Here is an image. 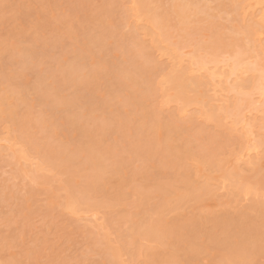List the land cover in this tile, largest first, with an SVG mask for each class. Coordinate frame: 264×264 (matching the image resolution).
<instances>
[{"label": "rangeland", "instance_id": "obj_1", "mask_svg": "<svg viewBox=\"0 0 264 264\" xmlns=\"http://www.w3.org/2000/svg\"><path fill=\"white\" fill-rule=\"evenodd\" d=\"M106 1L107 0H0V97L3 95L1 93V90H2V92L4 91L3 92L4 94L7 93L4 90V85L5 84L7 85V83H8L9 86L11 85V87H9V86L7 87L5 85V88L10 89V92H8V93H13V92L18 93L19 92L18 95L15 93V95H17L16 96L17 99L15 101V99L13 98L14 102H15L14 104L16 106H18L19 103L21 105L24 103L26 104V102L28 103L27 107H29V109H28L29 112H28V110H27V112L29 114L26 111H21V113L23 112V114H22V116L21 115L20 116L23 119H25L24 116L26 115V116H28V119L29 118H32V119L36 118L35 121H37V118H38V121H41V122H39V126L37 124L38 121L36 123L32 122V125L34 123L35 124L33 126H31L30 125L31 120H30V123L27 124V125H29V127L27 126L28 129L30 127H33V129H34L37 126H38V129L39 128L44 129L47 126L51 127V128H48V130L46 128L47 131H49L50 129H52L51 131H53V129L55 130V128H53V127H56V130L59 129L57 131L56 130L53 131L54 133L51 131H50V133L49 132L47 133V131L44 129V131H46V133L49 134L47 137L45 136L47 134H45V132L41 129H39L41 131L36 132L37 129L35 128L36 131L33 130L34 131L33 134L31 133L32 130L29 129L27 131V133H31V134H28V137H26V138L24 137V139H23L22 137H19L22 130H21V128L17 127V125H16V123H18V121H16L14 124L10 123L13 121L11 119H8L9 114L7 115L4 112L5 114L2 113V115L0 113V137L9 138L10 144H12V143L15 144V146H12L13 147L12 149L15 150V153H16V151L18 152V150H20L21 152L24 151L23 153H24L25 157L29 158V159L31 158L33 161L31 159L30 160L28 159V160L32 163L37 162V164L38 163L40 164V162L45 163L44 162L45 160H47L46 162H49L48 159H45L46 158L45 155H43L45 153V151L42 154V151L44 150L43 146L45 147L46 142H47V144H49L51 142L50 144L52 145V147L54 149L56 148V146H59L60 144H62V146L65 147L67 150H68V148H69V150L70 149L73 150L74 147L76 149L80 148L81 145L79 143H81V139L79 137L76 138L77 142H78V139L80 141V142H78V144H77L76 140H75L76 143L73 141H72L73 143H71L68 140L69 139L68 134H69V132L71 134L72 131L66 129L67 127L64 126L63 125L64 122H62L63 119L57 120V122H56V120H53V118L54 119H59V118L61 119V117L64 116V113L62 111H61V114H63V116L59 113L58 108H60L59 107L60 105L56 106V108H57L56 113H52L51 115H50L51 111H49L50 113H48V111H47V109H49L48 107L43 106L44 108L46 107L47 109H44L42 107L41 103H44V105H45V102L47 103V102L53 101L54 99L59 97L58 94H60V96H63V95L66 96L67 99H66V97H59V98L66 100L69 103L74 100L75 104L71 103L72 104L71 106H75L74 111H73L74 113L78 114V112H81L80 113L81 115L78 114L79 118H80L79 121H81V129L84 128L83 130H85V127H82V126H84V125H82V122L84 124H86V121H87V125H86L87 127L86 128L88 130H91L92 127H94L93 129H95V127H97L96 130H98V131L100 130L99 131L100 133H99L98 131L92 129L91 130L92 133L90 132L91 135L89 133L90 138L87 137V139H89L90 141H93V144L97 143L96 146L98 145L97 147H99L100 150H104L105 148L110 149V151H111V149L117 150V152H113L114 154H116L115 157L109 158L110 156H114L112 153V155H109V156H107V158H105V162H107L106 164L107 165L110 164V167L113 170V171L111 170V172H114V168L116 170H118L120 167V169L118 170L119 174L117 172V176H115L114 173H113L114 175H112L111 172L108 170L109 169V166H108V169H106L104 171V173H102L103 174L102 178L105 180V184H104V182L99 181L101 178L99 180L96 178L95 179L93 178V180H94V181L92 180L93 182L89 180L91 182V184L86 179V181L89 183L90 188L92 186H96V187L99 186V187H97V190L98 189L101 190L102 188H104V190L106 191V189H107V193H106L107 195L105 193H104L105 195L101 193L102 191H104L103 189L101 192H98L95 189H93V191L95 190L97 193L94 191L93 194H90L92 191H90V193H87L84 190V188L87 187L88 185L85 186L86 185V184L84 185V183H86L85 179L81 178L82 175L89 177L87 174H89L90 170H89V172H88V170L85 171L86 169L85 170L82 169L84 171H80V170H78L79 168L77 169L74 167L75 165L78 167L77 164L73 165L70 162L72 165L69 163L70 165L68 164V167L65 170L66 173L68 172V175H70V177L68 175H65L64 173H61V175L56 174V173L50 171V166H49V170H48V167L46 166L47 170L42 171L39 174L36 172L37 178H33L32 172H30V174L32 173L31 176L29 173H28L29 176L28 175L26 176L27 173L25 172L26 173L25 174L24 172H22L23 168L25 167L24 165L26 164L23 159H21V158L18 159L17 157H15L12 149H11V151H12V153H11V151L9 152V150L4 152L1 150L2 148H0V264H8V263H15V262H20L21 264H149V263H152L153 261L155 262V263L153 262V264H223V263L224 264H233V263H230V261L229 262L226 261V260H228V259H226L227 255L226 256H224V255L228 254V252H227L228 250L227 249L225 250V246L223 247V245H220L218 243L219 247H220V248H218V244L217 245L213 244L215 242H213V243L210 242L211 245H209L210 243L208 242V240H206V237L203 238L201 236L203 234L208 233L207 230L209 231V229H210L208 226L211 224L210 227L213 228L212 233H215V234H212L211 232H209V235L211 233V235H215V237H217L218 239H221V240L224 239L225 237H222V238L219 237L221 235L218 232H219L221 227L220 228L218 227L219 228V230L217 232L218 236L216 235L217 230H214V227H213V226H217L220 223L218 226H220L221 224L222 225L224 224V226H222V229L224 227L225 228L228 227L231 230V227H232L233 231L235 230V233L232 230L230 231L233 233L232 234L233 235L232 241L233 240H235V242L238 241L237 239L240 238V236H241L240 234H242L243 231H250L251 228H252V230L255 228V229H257L258 232H261L263 234L262 239H264V219L260 218L261 215L264 213V154L262 155L263 158H262L261 164L258 166V168H255L257 170V172L255 171V169H253L254 172H256V175L254 174L253 170H249L248 168L246 170H244L245 169L244 167L242 168V170L240 172L241 176L239 174V176L242 179H248V177L251 179V177H252V181H251V184H249V186L252 188L251 191H253L252 196L256 195L255 197H253L254 200H252L251 195L250 196L247 195L245 197L243 192L232 197L233 193H236V192L231 191V190H233L232 189L233 185H231L232 184L231 182H229L228 180L225 181L224 179H222L223 178L222 175L220 177L221 173L215 171V169H210L208 166L201 165L197 161L195 162L193 160L185 159V157L183 156V154H184L183 149H181V146H182L181 142H184L183 139L190 137L189 135H192L193 139H191L192 137H190L187 140L189 141V139H191V142L189 141L190 143H192V141L194 143H199L197 149H199V147L201 148V147L205 146L204 152H207V153L210 152V154H212L213 156L219 152L218 158L220 160H222L223 163L228 162V164H230V163L234 164L233 159H234V155H236L234 153L238 152V150L240 149L239 148L240 143L237 144V142L240 138L238 137L239 135L235 136V135H230V133H229L230 130H232V128L229 126V125H231L230 122L232 120L231 119L230 120L229 119H221L222 123L219 122L220 125H219V123H217L220 119H218L217 121H214L220 127H221V124H223L222 128H220V127L218 128V126H216V124L214 122L213 123L215 125H213L212 122L210 123L206 120H203V121L199 120L200 122L197 121L198 126H196V127L201 126L202 131H200L201 129L199 130V128H196L194 126L196 120L195 121L192 120L194 123L190 120V118L192 116L191 114L193 113V115H195L194 112H192V109L194 111V109L197 108L196 105L194 106L193 104H191V102L195 101V99L197 100L200 97L199 94H196L198 92L200 93V91L199 90H193L195 88L194 85H190L189 82L187 83L188 86H190V87L188 88L186 86L187 91L185 88V95H183V98L185 101L186 100L190 101L189 103L191 104V106L188 108L187 115L185 114L182 116L178 112V109L180 107V105H179L180 102H173V101H171V102L169 101L168 103H166V102L162 103L161 102L162 99L164 98V97L161 98V96H160V95H162L161 94L162 91L165 92L166 89L169 90L168 86L171 87V85L170 84L169 85L164 84V85H162L161 88H159V89H157V88H158V86H160L159 82L162 79L161 74L165 73L163 71L165 69L164 67L170 66L171 65L170 61L172 59H174V58H171L172 57L171 49L172 48L174 49L175 45H176L174 43L181 42L179 44L180 45L183 44L182 45L183 48H181L180 51L178 50L179 44H178V47L175 49H177L178 53L180 52L181 55L184 54L181 56L184 58V65L183 66L187 67L189 64L188 63L189 59H191L190 57L193 58L195 55L197 57H199L200 55L201 56L204 55L203 57L206 56L202 50H200V52L197 50L199 48V44H200V41L199 40L197 41V36H198V39H200V35H199L200 29H201L200 30L201 33L204 32L203 35L201 34V36H203L201 38L202 40L200 39L201 40L200 46H202L203 42L207 43V41H206L207 37L211 34V32L206 29V27L209 26L208 25L209 23H210V25H212V23H213V25L218 23L219 25H217V24L216 25L219 26L220 29H219V27H216V25H215V28H216V30L219 29L220 30L219 33L223 34V35H230L231 31L233 32V30L241 28V26H243L242 25L243 23H245V24L248 23V22H246V19L244 17L240 16L241 14L239 16L237 15L239 17L238 18L236 16V11L232 12L231 11L232 9L229 8V6L230 7H232L233 5L235 6V4H237L241 0H237L236 1L237 3H233L232 5H229V4H231L230 2L232 0H230V2H229V0H198L200 2L202 1L201 3L204 2V5L207 6L208 9L210 7H212L210 9H211V11L214 9L212 11V13L217 17V19L215 18V16L212 17V14H210L211 13L210 9L208 10L207 8H205V6L203 9V6H201V10L199 13H201L202 11L207 13V11H208L210 14L209 15L207 13L209 15V18L204 19L207 17H205V13H203V12L200 14V16L193 17L194 20H195V18L196 19L203 18L201 20H204V21L201 22V20H199L201 22L200 23V22H198V20H195L197 23H193L194 27L192 25H189L191 28H189L190 31L188 30V33L191 32L192 34H190V33H189V35L187 34L190 37V39L189 40L186 39L187 40V43L185 44L186 47L184 46V43H182V42L186 41L182 37L183 35H185V33L179 29L178 24H177L178 19H176V17H174L176 15L173 14V12L175 11V9H173L174 0H173V2L172 1L170 2V0H161L160 2H161V4L163 2V5L162 6L160 5L161 8L156 10L157 12L159 11L158 13H160V12L164 13V11L166 13L167 12L170 13V11H168V10H171V11L174 10L173 12L170 13L171 16H170V20L168 22V28H169V25L172 28H169L170 32H167V34L168 33H169V35L171 34L170 42L172 44H174V45L171 44L172 47L170 46V43H168L169 41L168 42L166 41V39H165L166 37L158 38L155 35L154 37L151 38V36L149 34V29H147L148 25L144 19L141 18L142 21L139 22L137 26L135 25V23L133 21L134 18L133 17L129 18V16H128L129 13H130L129 15H131L132 6L133 7L135 6L134 4H132L131 0H116V1L110 0L111 2H114V3H110L109 0L107 1L108 3H106ZM135 1L137 2V0H135ZM154 1L155 2L157 1V3L159 2L158 0H154ZM201 3H200V5H201ZM171 4H172V6H171ZM220 4L222 6L225 5V6H223V9H222V6ZM154 5H158V4H154ZM154 5L152 4V6L155 9H157V7L159 6V5L158 6H154ZM169 6H171V9H169ZM150 7H151V5H150ZM106 9L109 10L108 12L110 13V15L113 12L111 16L109 15L110 17H108V13L106 12L107 11ZM129 9H130V11L128 13ZM238 10H237V12H240V10L239 11ZM110 11H112V12H110ZM124 11H127L126 13H128V14L125 15L123 13ZM198 14H195V15H198ZM123 15H125V16L123 17ZM126 16H128V18ZM210 16L213 19L215 18L217 22L216 23L212 22L215 19L214 20L211 19ZM240 17L242 18V21H244V22L241 21L242 22L241 26H240L241 22H239L241 20ZM122 18H123V20H122ZM236 18H237V20L239 19V21H238L239 27L237 25L238 22L236 21ZM127 20H128V22H127ZM208 20H211V22L207 23ZM247 21H248V19H247ZM194 24L196 25V28H195ZM145 26H146V28H145ZM197 27H198V29H197ZM210 27H208V29H210ZM175 28H176V30H175ZM192 28H193V30H195V31L197 30V31L194 33L191 30ZM213 28H214V26H212L211 29H213ZM145 29H147L148 31H146ZM179 30H180V32H178ZM216 30H214V31L212 30V32L215 33ZM143 31H145V35L146 34H148V35H146V36L144 35V37H141V36H143L142 35ZM108 32H110L111 34ZM137 33L141 37V38L139 37V39H143L144 42L141 43L142 40H140V42H138L140 44H138L137 42H134V43H136V45H134V46L136 47L138 44V46L141 49V53H140V50L138 49L139 47L137 48V51H136V49H135V47H133V43H132L133 42L132 39H135V41H136V39H137L136 36H138ZM193 33L195 34V36ZM219 33L217 32L216 35ZM187 35L184 37L187 38L188 37ZM190 35L191 36L193 35L194 37L193 36L191 37ZM214 35L215 34L211 35V37H214ZM180 36L182 37V39L184 41L180 38ZM90 37H92V38L94 37L93 38L94 40L92 39L91 41H94L95 43L88 42ZM209 37H208V41H210ZM84 39L87 40L86 42H88V44L85 42ZM152 39H154L157 42L153 41ZM168 40H169V38H168ZM152 41L154 42L153 43L154 45H155V43L157 44L156 45V46H158L157 48H156V46L152 47ZM158 41L160 43H158ZM85 43H86V45H85ZM91 43L93 46H91ZM143 43H145L146 46L143 45L141 47V45ZM204 43H203V46L210 44L209 43V44L204 45ZM96 44H100L102 46L101 51L104 52V50L106 49L105 53L108 51V56H106L107 53L104 56V54L101 51L98 54L99 48L96 46ZM238 44H239V46H242L244 48L248 45V40L247 39H243V40L240 39L238 41ZM75 45H77V46H75ZM89 45H90V48L87 47ZM94 45H95V47H97V50H96V48H94ZM105 45H106V48L103 49V46H105ZM166 45L169 48L165 49V47H167ZM196 45H197V49H195ZM163 47L165 50L161 49ZM242 47H240V48H242ZM76 48H81L83 50L85 49V51L88 49L91 50L93 48L92 49L93 51L91 50V53L93 52L92 54H94V56H92V57L89 56V58L86 57L87 60H85L86 61L85 65L87 63V65H86V66H88L87 68H90L92 71L89 74L88 72L90 70H84V72H82V76H81V80L84 83L86 82L85 83L86 89L84 90L85 87H82L81 85H79V86L78 85H75V86L70 85L69 86L66 84L60 85L61 83H58L52 87V85H54L55 82H57L56 80H55V82H52V83H50V81H46L44 87H42V88L38 87L39 85L37 82L40 81V79H42V77L44 79L45 74H48L52 71H55V69H56V72L54 73V75L57 78L61 77L62 73H61V71H58L60 69V67L64 66L68 62V60L69 61L72 60V56L75 55L77 52H78V54H83V53H81L83 50H81V49L76 50ZM142 48H144V49H142ZM158 48L160 50H164V52L163 51L159 52ZM134 49H135V52H134ZM74 50H75V52L77 51L75 54H74ZM194 50L195 51L197 50L196 51L197 54H194V52H195ZM70 51H72L73 53ZM129 51H131V54ZM143 51L145 53L150 54L151 56L144 54ZM14 52H15V54H14ZM66 52H68L69 54L71 53L70 55L67 53L66 54L67 56H71L73 54L71 56V59H70V57H68L69 59L66 58V55H64ZM125 52H127V53L129 52L128 53L129 57L127 56V53H125ZM123 53L126 54L127 57L124 56ZM136 53H139V54H136ZM189 53H193V56H192V54H189ZM246 54H248V53H246ZM98 55H100L103 58H101V57L96 58ZM10 56H11V58H10ZM230 56H231L230 53H225V55H222V58L224 57L225 59L228 60L229 59L228 57H230ZM107 57H109V58H107ZM14 58L15 59L18 58V59L15 60ZM125 58H127L128 60H129V58H130V60L132 59V64H131V61H128L127 59L125 60ZM153 58H155V59L153 60ZM256 58H257L256 62H259V61L261 62V58H260V60H258L259 59L258 57H256ZM29 59H31L30 60L31 62L27 61ZM12 60L14 62H12ZM229 60H228V63L231 62V61L229 62ZM253 60L251 59V61H253ZM16 61H18V62L20 61V63H22L23 61L24 62L26 61L25 63H28V66L27 67L24 66L25 67L24 68L23 63L21 64L22 66H20V63L18 64ZM108 61H110L111 63H108ZM124 61H126L125 63L127 66L125 65V63H123V64L127 67V69H129L131 67V65L134 64L133 62H135V67H133L134 66L133 65L132 66L133 68L131 67L129 69V71L132 72L131 77L133 78V80H135L137 83L138 82H140V84L142 83L143 87L144 86H147V87L152 86L153 88L156 87L157 90L155 89V96L153 99L147 98V100L145 101L146 98L144 97V95L140 94L139 91L138 92L133 91L134 89L137 90V88L129 85L130 83H127L128 84L127 86H124V85H126V83H124L122 85L123 87H121V85L117 86L118 83H117V85H115L116 83H113L116 87H118V89H117L114 86L115 92H113L114 87L111 84H112V81L114 82L115 79H113L112 76H111L112 79L109 78L110 76L107 77V73H106V72H108L107 69L115 68L116 66L117 67H119V66L123 67V64L121 62H124ZM173 61H171V62L176 65L177 60L176 61L173 60ZM248 61H250V60H248ZM127 62H128V64H127ZM99 63H100V65H99ZM113 63H114V65H113ZM32 64H34L35 66H33ZM95 64L97 66H95ZM121 64H122V66H121ZM129 64H130V67L128 68ZM98 65H99L101 70L98 69L99 68ZM108 65L110 66V68H108L109 67ZM112 65H113V67H112ZM261 65L263 67L259 66L260 69L264 68V65L263 64H261ZM92 66H95V67H92ZM161 66L162 67L164 66V67L162 68ZM95 69L99 72V74L101 73V75L102 76L104 75L107 79L104 77H101V75L98 76L99 77L98 78L97 75H99V74H97L98 72L96 73L97 75L94 73ZM161 69H162V72H158V71H161ZM139 70H141L143 73H145L146 71H149V72L145 73V75L147 74V76L145 77L146 80L143 78L144 74ZM262 70H264V69H262ZM155 71H157V72H155ZM92 72L95 75H93ZM137 72L139 73V75L141 74V76H139L137 74ZM150 72H153L152 74H154V73H157V74H154V76H153V75H150ZM14 73H16V74H14ZM148 73H149V75H148ZM11 74H13V75H11ZM17 74L19 76H16ZM197 74H199V73H197ZM136 75H138V78H140V79L143 78V80L141 79L142 81H140V79H138ZM11 76H13L12 79H11ZM152 76L154 77V81L152 79ZM7 77H9L10 79ZM94 77L95 78L97 77L96 80L94 79ZM149 77H151V78H149ZM193 77L194 78L197 77L196 73H194V72L192 74H190V76L188 75L185 78V80L186 79H192ZM4 78H6V79L4 80ZM108 78H109V80H108ZM1 79L4 80L3 81L4 84L1 82L2 81ZM7 79L10 81V83H9V81H7ZM147 79H149L150 83L147 81ZM144 80H145V85H143ZM5 81H6V83H5ZM146 81H147V83H146ZM155 81L157 82L156 84H158V86L155 84ZM106 82H108V83H106ZM115 82H116V80H115ZM108 84H110L111 88L108 87L109 86ZM57 85H60V86L57 87ZM35 86L38 88L37 90H35V88H36ZM48 86L52 87L53 89H54V87H56V89L58 88V91H60V90L62 91V88L64 87L63 89L65 91H62V92L60 91L61 93H59L58 91L55 90V93H54L53 89H50V87H48ZM129 86H131V87H129ZM191 86L194 88H191ZM33 87H34V90L36 92L32 91ZM66 87H68V88H66ZM120 87L128 93L125 92V95H124V92H123V90L120 89ZM130 88H134L132 90L133 91L132 93L136 92L135 95L132 96V93H130L131 92ZM222 88H224V86H222ZM49 89H50V91L52 90L53 92L52 91L50 92ZM118 90L122 91V94H123L122 96H120V94L119 95L116 94V92H118ZM37 91L43 95L45 92H47V94H45V95L48 98L46 97L45 99H42L40 97V100H38L37 98H33L37 94H39ZM194 91H197V92H194ZM202 91H204V89H202ZM21 92H24L22 97L20 96ZM34 92L37 93V94H35V96H34ZM48 92H50L49 96H48ZM74 92H76V94ZM157 92H158V94H156ZM167 92H170V94H171L170 90ZM25 93H26L27 100H25V102H24V99H26ZM71 93L75 94V95H72ZM137 93H139L140 96L142 95L144 97L143 98L141 96V97H138L139 99L137 98L139 101L140 100L143 101L142 103H144V106H143V104H142V106L144 108L142 106H139L137 109V106L134 104V102H136V100H137L134 96H138ZM252 93H251L252 94L251 98L254 101L259 100V103L264 102V95L261 96L260 90H255ZM12 95L14 96V94H12ZM43 95H40V96H43ZM108 95H110V96H108ZM232 95H234V94H232V92L226 94V96L228 98H231ZM71 96L72 97L74 96V99H72V101H71V98L68 100V98ZM123 96H126V98L130 97L131 100H134V102H133L127 98L126 105H127V103H129V100H130V102L133 103L134 106H136V107L132 106L133 108L132 107L129 108V106L131 104V103H129V106L127 105L128 107L123 108V106H126L123 104V102L126 100L125 97H123ZM18 97H20V98H18ZM23 97H24V99L22 100L23 102L21 103L20 100ZM78 97H80V98H78ZM132 97H134L135 99ZM122 98H124V99H122ZM165 98H167V97H165ZM41 99L46 100V101L41 102ZM151 99L153 100V102ZM122 100H124V101H122ZM39 101L41 102L40 104H39ZM260 101H262V102H260ZM9 102L12 104L11 100ZM81 103H82V105H81ZM192 103H194V102H192ZM195 103H197V101ZM25 104H24V106H18V109L21 107V109L23 110L22 107H25L26 106ZM40 105H41V107H40ZM89 105H90V107H89ZM150 105H151V107L152 106L154 107V108L152 107L153 110L151 112H150L151 107H149ZM192 105H193V107H192ZM12 106H14V105L12 104ZM145 106L147 107L146 110H144ZM27 107H25V108H27ZM61 107H62V105H61ZM88 107H89V110H87ZM42 108H43V110H42ZM90 108L93 110V112L95 113L94 115H96L97 117L100 114L99 116L101 117V119L99 117V120H98L97 117H95L94 118L95 120H92L91 118H93V117L91 115H89V114H91V111H92ZM140 108L141 109L143 108V110H144L143 113L147 112L146 113L147 115H144L145 114L144 113V114H142V116L144 115L147 118V116H149L151 113H153V115L151 114L152 118L157 117L158 121L156 118H155V120L154 119H152V120H154L155 123L157 121L158 124L162 123L161 126L159 124V126L162 128L161 130L158 129L159 126L156 123L157 124L156 128L158 130L153 129L154 132L152 131L156 137L158 136V138L153 136V138L157 139V141H156V142H158L157 144H159V145H163V144L165 145L166 144L165 141H164L165 143H162V141H159L160 139L162 140V138H161L162 136H163L164 140H165V138H168V141H169V138H170L169 144L167 146L169 147V145H170L171 146L170 149L172 148L171 149L172 151L169 148H167L166 145H165V147L163 145L165 150H166V148L169 150V151L167 150V152L163 151L166 154V161L170 157H171V159H173L172 157H175L174 154L176 156H178V158L179 157L181 158L183 156V158L181 160L183 165L187 164L190 168L191 167H193V168L197 167L198 168L196 173H194L193 175L192 174L189 175V177H191L193 180H195V182L198 183L197 184L191 180L193 182L192 185L195 183L194 187H197V188L199 187L198 191L202 187L204 189L205 187H207L209 185L207 187V189L209 190V188H210L211 190L210 191L207 190V191L208 192L213 191L214 193H216L215 199H212V197L210 196L209 198L212 199V200H210L206 196L207 198L204 197L202 201H200L196 204L194 202H193V204L191 202H189L190 203L189 206L187 204L186 205L187 207L184 206V207H182V209L179 208L178 205L175 206V202H177L175 200H177L179 198L181 200V198H182L181 196H183V195L185 196V198H186V196L188 197V194H186L188 192L186 189V185H185V187L183 185L186 183L185 179L188 178V175H187V178H185L186 175H184L183 173L178 174L177 171L174 170V168H167L171 171V173L176 172L178 175H180V177H178V175L175 176L176 174L175 175L173 174L175 176V178H172L171 176H173V175L171 173H169L170 172L169 170H168L169 172H167L168 173L167 174L165 172L166 168H164L163 165H162V167L164 169H162L160 167L161 162L157 164V162H159V160H162V162H163L165 160V158L161 156L164 159L163 160L161 157L160 158H159V156L157 157L156 153H155L156 155H153L154 153L151 155L149 154L150 156L148 155V156H146L147 159H144L145 156H143L142 153L144 152L145 149L143 150V148L141 147L142 153H140L139 147L142 144H144V143L141 144V140H142L141 134L144 131H146L148 134V131L145 130V126L147 123H149V121L144 119L147 123L143 124L145 126H143L141 124L142 122L144 123V121H143V117L140 115L142 113ZM61 109L63 110L64 108H61ZM96 109H98V110H96ZM118 109L120 111H117ZM40 110H42V111H40ZM57 110H58V112H57ZM154 110H156V112ZM43 111H46V112H44L45 115L42 114ZM157 111H158V113H157ZM87 112L88 113L90 112V113L88 114ZM123 112H125L126 114ZM86 113L91 117L86 115ZM121 113L123 115L125 114V116H123ZM137 113L139 114L138 115L139 117L137 116ZM101 114H102V116H101ZM158 114H159V116H158ZM41 115H42V117H41ZM82 115L87 116V117H84V119H83L84 121L81 119L83 117H80ZM92 115H93V113H92ZM151 115L149 117H151ZM49 116L51 117V119L49 118ZM140 117H141V119H139ZM193 117L194 116H192V118ZM22 118H21V122H22ZM121 118H123V119H121ZM17 119L19 120V117ZM48 119H50L52 121V123L55 121V123H53V126H52V123H50L51 124L50 125L49 121H46ZM137 119L140 120L141 123ZM149 119L150 118H148V120ZM6 120L7 121L9 120V122H7ZM179 120H180V122H179ZM23 121L25 124V125L24 124L23 125L26 126V121H28V120H26V121L23 120ZM93 121H94L95 126L90 125V124H92ZM190 121L192 122L193 126L195 127V128L192 127V129H190L193 131L192 134H189L190 133V132H188L189 129L186 130V128H185V127L188 128V127L192 126V125L189 126ZM183 122H185V124H183ZM197 122H196V124H197ZM103 123H104V125H103ZM166 123H168V124H166ZM256 123L261 124L262 119L261 120L258 119ZM59 124L61 127L62 126L64 128L66 127L64 129V130H66V132H64V130L62 132H60L61 127L59 126ZM109 124H111V125H109ZM163 124H165V125L163 126ZM105 125L106 126L108 125L107 126L108 129L107 128L104 129L106 127ZM141 125L144 128H141ZM88 126H90L91 129H89L90 127H88ZM100 126H101V128H100ZM123 126H124V129H123ZM130 126H131V128L133 127L134 129L129 128ZM147 126H146V129H148ZM165 126L169 129V131ZM14 127L18 128V129L15 130ZM63 127H62V129H63ZM164 127L166 129L165 132L167 131V135L170 137H168L166 135V133H164V131H163ZM169 127H172V128H169ZM224 127H225V131L229 135H227L225 133ZM125 128L126 129L129 128L128 129L129 131L127 133H129L130 135L128 134L129 136L127 135V137L125 134V131H127V130H125ZM136 128H138L139 130H137ZM103 129H104V131H103ZM119 129H121V131ZM122 129L125 130V131H123V134H121ZM140 129H141V131H140ZM26 130H27V128H26ZM118 131H120V132H118ZM132 131L135 132L134 135L132 134L133 133ZM57 132H58V134H57ZM59 132L61 135L63 134L62 135L63 137L60 136ZM105 132H107L106 134H109V135L106 136ZM150 132L151 131L149 129V136L152 135V133L150 134ZM35 133H37V134H35ZM136 133L137 134L141 133L140 135H138V137L140 139H138V138L135 139V137H137ZM158 133H160V135H162V136H159ZM259 133H260L261 138L259 137V135L257 137L260 138L261 141L262 140L264 141V138H263L264 137V130H260ZM50 134H52V135H50ZM64 134H67V137H64ZM179 134H180V136H179ZM210 134H211V136H210ZM22 135H25V134H23V132H22L21 136ZM74 135H75L74 133L71 134V136L73 138L75 137ZM122 135H124L125 137L123 138ZM145 135H146V133H145ZM213 135H214V137H216V136L217 137L221 136V137L217 138V141L215 139H213L212 141L214 143L212 144V141L210 142L206 138L208 136H210L212 138ZM51 136H54V137H51ZM178 136L180 137V139L175 138ZM230 136H232V137H230ZM31 137H34V140L36 139V141H37V142L34 141L33 142L34 144L35 143L37 144L38 142L42 143V141H43L44 144L42 143L41 144L42 147L40 146V149L42 148L41 149L42 156H41V154L39 155L40 150H39V153H36V155L32 154L33 153V150H32L33 147H31V146H34V145H31L32 141H30V140L33 139ZM69 137H70V135H69ZM72 137H71V139H72ZM145 137L147 138L148 135ZM145 137L143 139H146ZM204 137H206V138H204ZM42 139H44V140H42ZM49 139H50V141H49ZM134 140H136V141H134ZM145 141H148V139L144 140V142ZM29 142H31V144ZM148 142H150V141H148ZM70 143L73 144L74 147L70 148ZM229 143L230 144L234 143V145H232V144L229 145ZM1 144L3 145L4 143L1 142ZM36 144H35V146H36ZM38 144H40V143H38ZM65 144L66 145L69 144V145L66 147ZM78 145H80V146L78 147ZM151 145L154 146V144L152 142H151ZM37 146L39 147V145H37ZM62 146H59V147L61 148ZM144 146H145V144H144ZM150 146L148 144L147 149L150 148ZM152 146H151V148H153ZM196 146L192 145L191 148L196 147ZM211 146L214 149V151H212V152L209 151L210 149H212ZM110 147H112V148H110ZM163 147L160 146V148H162V150L164 149ZM75 148H74V150H75ZM129 148H130L129 151H131V152L134 150L135 156L132 155L133 152L132 153L130 152V154L128 153L129 152L128 150H127L128 152H126L125 149H129ZM144 148H146V147H144ZM50 149H51V147H50ZM107 149H105V150H107ZM135 149H138V154L140 153L141 156H143L144 158L140 156V158H142V159H140L139 157L137 159V150L135 151ZM147 149H146V151H147ZM120 150H125V151L122 152ZM200 150L203 151V148H201ZM151 151L154 152L153 150H151ZM124 152H126V153H124ZM149 152H146V154H148ZM163 152L161 154L165 155ZM213 152H215V153L213 154ZM69 153H70V151H69ZM69 153H67V154H69ZM262 153H264V152H262ZM71 154H72V152L69 154V157ZM143 154L146 155L145 153H143ZM167 154H170V155H167ZM210 154H209V156H210ZM158 155H160V153H158ZM168 156H169V158H168ZM213 156H211V157H213ZM33 157H34V159H33ZM156 157L159 158V160L158 159L156 160ZM42 158H44L45 160H43ZM148 158H149V160H148ZM214 158H216V156H214ZM225 159L228 161H226ZM53 160H55V159H53ZM123 160L125 162H127V165L123 163L124 162ZM146 160H147V163H146ZM116 161L122 162V167L119 166L121 164L120 163L118 164V162L116 163ZM50 162L53 164H57L56 160L54 162H52V160H50ZM114 162L116 164H118V168L115 166ZM145 163H146V166L148 165L147 169H144L142 167L143 166L142 164H145ZM45 165H48V164L45 163ZM230 165H227L225 168H227V170H229L228 168ZM231 166H233V165H231ZM231 166H230L229 171L232 170ZM141 167L146 171L136 173ZM20 169H22V170L20 172H18ZM80 169H81V167H80ZM143 169H141V170H143ZM68 170L71 173L73 172V174H71ZM21 172L24 175L20 174ZM246 172H248V173H246ZM251 172H252V174H251ZM75 174H77V175H75ZM90 174H92V173H90ZM169 174H171V176ZM182 174H183V176H182ZM247 174H248V176H247ZM78 175H81L80 178ZM244 175L246 178L244 177ZM259 175H262V176H259ZM67 176L69 177V179L66 178ZM76 176L79 178L78 180L77 179L75 180ZM71 177H72V179L74 178L73 181H70ZM86 177H84V178H86ZM144 177L147 179H145ZM255 177H256L257 181L256 180L254 181ZM259 177L262 178V180L259 179L260 182L257 183ZM103 179H101V180H103ZM123 179H126L128 184H125L127 182ZM41 180H44L47 184L44 182L41 183L40 182ZM96 180H97V183H94ZM120 180H121V182H123V181H125V182H123V184H120ZM188 180H189V178H188ZM182 181H185V183H182ZM253 181L256 182L257 185H255ZM252 182L255 186L252 185ZM92 183H94V184H92ZM142 183H144V184H142ZM158 183H159V185H162V187H165L167 185H171L168 187L169 188L168 191H171V193H169V194L167 193V195H169L168 198L166 197L167 195L165 196L166 198L165 197L164 198H165V200L168 199L171 202V204L173 203L174 205L170 204L171 206H169V204H168L169 207L167 208V210L162 212L160 205L162 204L163 199L161 200L160 197H154L153 196L154 198L153 197H150L149 199L146 198L148 205L144 204L145 206H147L146 207L147 210L150 211V212H148L145 210V207H143L144 205L143 204H142L143 206L141 205V203H143V196L142 195L143 194L146 195L149 192L151 193V191L153 193L154 190L156 189L155 186H157ZM140 185L141 186L143 185L142 187H146L145 190H141L139 187ZM195 185H198V186H195ZM135 186L136 187L138 186L137 188L139 190L144 191L142 195L139 192H138L139 194H136V192L134 191V189L136 188ZM90 188H88V189H90ZM85 189L88 190L87 188H85ZM29 190L30 191L33 190V192L31 191V193H32L31 195H28V192L30 194ZM82 191L85 194L86 193L89 194V195L86 194L85 196L86 197L91 196L90 200L93 199L94 200L93 202L97 206L94 207L95 204H93V202H92L93 207H91L89 209H85V207L80 206L81 209H80V207H79V209L82 211L84 208L86 212L83 211L84 213H82L80 211L81 213H77L78 215L70 213L69 211L65 210V208H64L65 201H69V202L78 201L82 196L84 197V195H82L83 194ZM71 192H73V193H71ZM231 192H232V194H231ZM254 192H255V194H254ZM6 194H8V196ZM10 194L12 196H10ZM121 194L124 195L125 197L122 198L123 196ZM117 195L122 196L121 202H118V200L115 199V196H117ZM139 195L142 196V198ZM209 195H211V194L209 193L208 196ZM28 196H29V198H28ZM27 198H28V200H26ZM112 198H114V200ZM140 198L142 200L138 201L139 205H137V200H140ZM155 198H157V199H155ZM185 198H183V199H185ZM205 199L206 200L208 199L209 201L208 200L204 201ZM180 200H178V201H180ZM169 201H168V203H169ZM102 202L104 205L103 208L100 205V203L102 204ZM144 203H146L145 199H144ZM151 206L154 208L157 207V210H156V211H158V213L156 212L157 214L154 213L156 208L153 211V208ZM175 207H177L178 209ZM169 208H171V209L175 208L176 210L173 209L174 211L173 210L171 211V209L169 210ZM142 214H143V217L141 216ZM27 216L28 217L30 216V217L28 218ZM91 216L94 218H90ZM81 217H83V219ZM141 217L144 218V220ZM160 217L162 219H159ZM182 217H184V219ZM177 218H178L177 223L179 224V222H180V225L181 224L184 225L183 228L184 227L185 228L184 229L181 228V230L179 229L180 231L179 230L174 231L173 232L174 234L172 233L173 235L169 234L170 237H169V235H166L170 239L169 240L170 242L172 240L171 243H169L168 240H165L167 242H166V245H164L165 241L162 239V241H164V242H162V244L164 243L162 245V244H160L161 242L155 243V241H152L153 243H151L150 240H153V239L148 240L149 238L146 235L148 234L150 229H151L150 230L151 233L149 232V235L152 236L154 234L153 237L155 236L156 232L158 231L157 233H159V229H161L160 233L162 234V236L160 235L161 236L160 238H162L164 236L162 233L163 228H167V227L171 226L172 224H174L177 221ZM95 219H98V220L95 222V221H93ZM186 219H188L189 221L187 222ZM131 220H132V222L133 221L136 222L135 226L132 225ZM158 220L161 221V224H158L159 223ZM195 220L200 221L199 222L200 225L197 224ZM172 221H175V222H172ZM211 221L213 222L214 225L212 224ZM216 221L218 222L217 224L214 223ZM147 222H150L149 223L150 225H151V223H153V225H152L153 229H152V227L151 228L148 227L149 230L148 231L145 230V229H147V226L149 225ZM162 222H164V223H162ZM183 222H184V224H183ZM194 222L197 225L193 226V224H191ZM162 224H164V225H162ZM236 224H237V226H236ZM96 225H99V226L97 227ZM144 225H146V227ZM202 225L205 226L206 229ZM228 225H232V226L229 227ZM195 226H197V227L195 228ZM198 226L199 227L202 226V228L205 229V231L207 232V233L203 232V234L200 235V233H202V232L199 231L200 233L198 235L200 237L197 236L199 238L196 239V244L193 246V249H196V251L198 250L197 248H199V247L202 248V250L199 248L201 250V253H200V251H198L201 254V256L197 255L196 251L194 253L193 249H191L190 247L185 245L186 243H184V241H182V242L178 241V239L181 236H182V238H180V240L183 239V234L186 233V231L190 232L194 228L197 229V231H198L199 230ZM135 227L137 230L135 229ZM132 228H134V230ZM218 228L216 227L215 229H218ZM154 229L156 232L154 231ZM145 231L147 232V234H145L146 233ZM193 231H195V230H193ZM141 232H143V233H141ZM137 233H140L141 235L137 234ZM229 233H228V238L231 239L232 238V237H230L231 233L230 234ZM130 235L131 236L133 235V236L131 237ZM11 236H12V239H11ZM153 237H150V238H153ZM158 237H159V234H157L155 236V238H158ZM230 239H229V241H231ZM262 242H264V240ZM158 244H160V245H158ZM201 244H204V245H201ZM252 245H254V244H252ZM185 246H187V247H185ZM138 247H139V250L137 253L136 248H138ZM244 247L247 248L246 251H250L251 249L253 250V247L248 243L245 244L241 248H244ZM140 249H141V252H140ZM185 250L188 253L185 252ZM113 252H114V255L113 254L112 255L115 257L111 258L113 256L110 253H113ZM151 252H152V254L153 253L155 254L154 257H153V255L152 256L150 255ZM253 253L248 252V254H247V252H246V254H247L246 259L249 261H252V262H249V264L250 263H252V264H264V255H262L263 253L262 254L260 253L262 256V257L259 256L260 258L257 256L258 252H255V254H253ZM222 256L226 257V258H224V261H226V262L223 261ZM108 259H109V261H108ZM243 263H245V262L243 261Z\"/></svg>", "mask_w": 264, "mask_h": 264}, {"label": "bare ground", "instance_id": "obj_2", "mask_svg": "<svg viewBox=\"0 0 264 264\" xmlns=\"http://www.w3.org/2000/svg\"><path fill=\"white\" fill-rule=\"evenodd\" d=\"M108 1V0H107ZM106 1V3H108ZM110 1V0H109ZM114 1H116V0H114ZM159 2L157 3V1L155 2L154 0H137V2L135 1V0H131V2H132V4H134L135 6L133 7L132 6V11H131V15H129L130 13H129V11H130V9L128 10V13H126L127 11H124L123 13L126 15V14H128V16H129V18L130 17H133L134 19H133V21H134V23H135V25L137 26L138 25V23L139 22H141L142 21V19H144L145 21H146V23H147V25H148V27H147V29H149V34H150V36H151V38L152 37H154L155 35L158 37V38H160V37H166L165 39H166V41L168 42V43H170V46H171V42H170V39H171V34L169 35V33L167 34V32H170L169 31V28H172V27H170V25H169V28H168V22H169V20H170V16H171V12H173V11H171V10H168V11H170V13L169 12H165L164 10V13L162 12H160V13H158L156 10H158L159 8H161L160 7V5L162 6L163 5V2H162V4H161V0H158ZM173 2V0H170V2ZM233 1V2H232ZM231 2H230V0H229V2L231 3V4H229V5H232L233 3H237L236 1L237 0H232ZM242 1V2H241ZM241 1H239L237 4H235V6L232 8V7H230L229 6V8L230 9H232L231 11L232 12H235L236 11V16L238 15H240L241 17H244L245 19H246V22H248L247 24H245V23H243L242 24V22H244V21H242V18L240 17V21H239V19L237 20V18H236V21L238 22H241L240 23V26H241V24L243 25V26H241V28H238V29H235V30H233V32L231 31L230 33V35H223V34H220L219 32H220V27L219 26H217V25H219L218 23H216L217 21H216V19H217V17L212 13V11L214 10H212L211 11V9L210 8H212V7H210L209 9H210V14H212V17L213 16H215V20L211 17V19H213L214 21H212V22H215L216 24H214L213 25V23H212V25H210V23L209 22H211V20H208V22L207 23H209L207 26L208 27H210V29H208V27H206V29L208 30V31H210L211 32V34L208 36L209 37V40L210 41H208V37H207V43L205 42H203L204 43V45L205 44H209V45H205V46H203V43H202V46H200V44H201V38L203 37V36H201V34L203 35V33L204 32H202L201 33V29L199 30V35H200V39H198V36H197V41L199 40L200 41V44H199V48L197 49V45H196V48L195 49H197L199 52H200V50H202L203 51V53L206 55L205 57H203V56H199V57H197L196 55V57L194 56L193 58L192 57H190L191 59H189V64H188V66L187 67H184L183 65H184V58L183 57H181L182 55H184V54H180V52L178 53V51H177V49H175V48H177L178 47V44L179 43H181V42H176V43H174V44H176L175 45V48L172 50L171 49V55H172V57L171 58H174V59H172L171 61H173V60H177V62H176V65L174 64V63H172L170 60V63H171V65L170 66H163L165 69L163 70L165 73L164 74H161L162 75V79H161V81L159 82V85L160 86H158V84H156L157 82L155 81V84L158 86V88L157 89H159V88H161L162 87V85H171V87L170 86H168L169 88V90L171 91V94H170V92H167V91H169V90H167L166 89V91L164 92V91H162V95H160L161 96V98H165V97H167V98H163L162 99V103H168L169 101L171 102V101H173V102H180V107H179V109H178V112H179V114H181L182 116L183 115H187V111H188V108L191 106V104H193L194 106L196 105V107L197 108H195L194 109V111H193V109H192V112H194V114L195 115H193V113L191 114L192 116H194L193 118H192V116H191V118H190V120L192 121H195L196 120V122L198 121V122H200L201 120L203 121V120H206V121H208V122H214V121H217L218 119H220L217 123H222L221 122V119H231L232 121L230 122L231 123V125H229L231 128H232V130H230V135H235V136H238L239 138V140H238V142H237V144L238 143H240V146H239V150H238V152H236V153H234V154H236V155H234V159H233V161H234V164L232 163H230L231 165H233V166H231L230 164H228V162H224L223 163V161L222 160H220L219 158H218V153L216 154V155H214V156H216V158H214V156L212 155V154H210V152H208L209 154H210V156H209V154L207 153V152H204V147H201V148H203V151L202 150H200L201 148L199 147V149H197V147H198V144L199 143H194L193 141H192V143H190L191 142V139H193V137H192V135H189L190 137H192L191 139H189V141L187 140L188 138H190V137H188V138H184L183 139V141L185 142L186 140V142L184 143V142H181L182 143V146H181V149H183V152H184V154H183V156L185 157V159H188V160H193V161H197L198 163H200L201 165H206V166H208L210 169H215V171H217V172H220L221 174H220V177H221V175H222V179H224L225 181L226 180H228L229 182H231L232 184L231 185H233L232 186V189L233 190H231L232 192H236V193H233V195H232V197L233 196H236L237 194H240V193H244V196L246 197L247 195H251V197H252V200H254V198L253 197H255V196H252V193H253V191H251L252 190V188L249 186V184H251V181H252V177H251V179L248 177V179H242L240 176H241V174H240V172H241V170H242V168L244 167L245 169L244 170H246L247 168L249 169V170H253V169H255V168H258V166L261 164V161H262V158H263V154L264 153H262V152H264V141L262 142L261 141V137H260V133H259V131L260 130H264V102H262V101H260V102H262V103H259V100L258 101H254L252 98H251V96H252V92L253 91H255V90H260L261 91V96H263L264 95V70H262V69H264V68H261L260 69V67H263L261 64H263L264 65V0H241ZM118 2V1H117ZM155 2V3H154ZM202 2V1H201ZM200 1H198V0H174V7H173V9H175V13L173 12V14L174 15H176V16H174V17H176V19H178L177 20V24H178V27H179V29L181 30V31H183L184 33H185V35H183L182 37L184 38V40H186V39H190V37L188 36L189 35V33L190 34H192L191 32H189L188 33V30L190 31V29L189 28H191L189 25H192L193 26V23H197L195 20H198V22H200L199 20H201V19H203V18H198V19H196L195 18V20H194V18L193 17H198V16H200V14L203 12V13H205L204 11H202L201 13H199L200 12V10H201V6H203V9H204V2L203 3H201ZM241 2V3H240ZM110 3H114V2H111L110 1ZM200 3H201V5H200ZM240 3V4H239ZM152 4L154 5V4H158V5H154V6H158L157 7V9H155L153 6H152ZM239 4V5H238ZM150 5H151V7H150ZM170 5V4H169ZM221 5V4H220ZM109 6V5H108ZM171 6H172V4H171ZM171 6H169V9H171ZM222 6V5H221ZM223 6H225V5H223ZM223 6H222V9H223ZM163 8V7H162ZM168 8V7H167ZM166 8V9H167ZM205 8H207L208 9V7L207 6H205ZM165 9V8H164ZM206 9V10H207ZM208 9V10H209ZM219 9V8H218ZM240 10V12H237V10ZM107 11V13H108V17H110L111 15H112V11H110V12H112L111 13V15H110V13L108 12L109 10L108 9H106ZM205 10V11H206ZM221 10V9H220ZM238 10V11H239ZM167 11V10H166ZM199 14H198V13ZM122 13V14H123ZM207 13L209 14V12L207 11ZM207 13H205V17H207V18H204V19H208L209 18V15L207 14ZM239 13V14H238ZM195 14H198V15H195ZM207 14V15H206ZM110 15V16H109ZM125 15H123V17L125 16ZM128 16H126L127 18H128ZM237 16V17H238ZM107 17V18H108ZM192 17V18H191ZM142 18V19H141ZM239 18V17H238ZM243 18V19H244ZM193 21H192V20ZM247 19H248V21H247ZM122 20H123V18H122ZM202 21H204V20H201V22ZM103 22V21H102ZM124 22V21H123ZM127 22H128V20H127ZM200 22V23H201ZM239 22L237 23V25L239 24ZM199 24V23H198ZM195 25V24H194ZM215 25H216V27H219V29L218 30H216V28H215ZM212 26H214V28L213 29H211L212 28ZM194 27V26H193ZM237 27V26H236ZM238 27H239V25H238ZM145 28H146V26H145ZM195 28H196V25H195ZM147 29H145L146 31H148ZM197 29H198V27H197ZM144 30V29H143ZM175 30H176V28H175ZM180 30L178 31V32H180ZM194 33L197 31H195V30H193V28L191 29ZM212 30L214 31V30H216V32L215 33H213L212 32ZM209 32V33H210ZM219 33V34H217L216 35V33ZM108 33H110V32H108ZM133 33V32H132ZM193 33V34H194ZM215 34L214 35V37H211V35H213V34ZM111 34V33H110ZM141 34V33H140ZM188 34V35H187ZM137 35L138 36H136L137 37V39H136V41H135V39H132V43H133V47H135L134 45H136V43H134V42H140V40H142L141 41V43L142 42H144L143 41V39H139V37H140V35L137 33ZM142 35L143 36H141V37H144V35H145V31H143V33H142ZM146 35H148V34H146ZM145 35V36H146ZM188 36L187 38H185L184 36ZM135 36V35H134ZM169 36V37H168ZM191 36V35H190ZM193 36V35H192ZM191 36V37H192ZM194 36H195V34H194ZM193 36V37H194ZM125 37V36H124ZM123 37V38H124ZM140 37V38H141ZM169 38V40H168V38ZM182 37L180 36V38L182 39ZM94 38V37H93ZM92 37H90L89 38V40H88V42H93V43H95L94 41H91L92 39H93ZM127 38V37H126ZM134 38V37H133ZM164 39V38H163ZM240 39H247L248 40V45L246 46V47H242V46H239V44H238V41L240 40ZM85 40V39H84ZM94 40V39H93ZM153 41H155L154 39H152ZM183 40V39H182ZM183 40V41H184ZM212 40V41H211ZM87 40H85V42H86ZM125 41V40H124ZM152 41V47H155L157 44L155 43V45L153 44L154 42ZM160 41V40H159ZM158 41V43H160ZM83 42V41H82ZM88 42H86L87 44H88ZM155 42H157V41H155ZM86 43H85V45H86ZM182 43H184V46H185V44L187 43V40L185 41V42H182ZM138 44H140V43H138ZM138 44H137V46L135 47V49H136V51H137V48L139 47L138 46ZM174 44H172V45H174ZM189 44V43H188ZM187 44V45H188ZM198 44V43H197ZM103 45V44H102ZM143 45H145V43H143L142 45H141V47L143 46ZM183 45V44H182ZM182 45H180L179 44V47H178V50L180 51V49L181 48H183V46ZM75 46H77V45H75ZM81 46V45H80ZM91 46H93L92 45V43H91ZM96 46L99 48V51H98V54L100 53V51L102 50V46L100 45V44H96ZM146 46V45H145ZM144 46V47H145ZM167 46V45H166ZM181 46V47H180ZM79 47V46H78ZM87 47H89L90 48V45L89 46H87ZM97 47H95V45H94V48H96V50H97ZM117 47V46H116ZM158 46H156V48H157ZM172 47V46H171ZM186 47V46H185ZM240 47H242V48H240ZM101 48V49H100ZM104 48H106V45L105 46H103V49ZM147 48V47H146ZM155 48V49H156ZM166 48H169L168 46L167 47H165V49ZM191 48V47H190ZM78 49H81V48H76V50H78ZM93 49V48H92ZM91 49V50H92ZM135 49H134V52H135ZM139 50H140V53H141V49H140V47L138 48ZM142 49H144V48H142ZM159 49V48H158ZM161 49H164V47L163 48H161ZM164 49V50H165ZM193 49V48H192ZM81 50H83V49H81ZM80 50V51H81ZM91 50L90 49H88V50H86L85 51V49L81 52V53H83V54H78V52L76 53L75 52V50H74V54L75 55H71L72 56V60H68V62L64 65V66H61L60 67V69L58 70V71H61V79L60 78H57L55 75H54V73L56 72V69H55V71H52V72H50V73H48V74H45L44 75V79H43V77H42V79H40V81H38L37 83H38V87H40V88H42V87H44V85H45V82L46 81H50V83H52V82H55V80L57 81V82H55V84L54 85H52V87L53 86H55L56 84H58V83H61L60 85H63V84H66V85H72V86H75V85H81L82 87H85L84 88V90L86 89V85H85V83L81 80V76H82V72H84V70H90L88 73L90 74V72L92 71L90 68H87L88 66H86L87 65V63H86V65H85V60H87L86 59V57H88L89 58V56H94V54H92L91 53ZM106 50V49H105ZM105 50H104V52L103 51H101L103 54H104V56H105V54L107 53V55L106 56H108V51L105 53ZM164 50H160L159 49V52H161V51H163L164 52ZM196 50V51H197ZM79 51V52H80ZM93 51V50H92ZM195 51V50H194ZM195 51V52H196ZM69 52V51H68ZM68 52H66L64 55H66ZM70 52H72V51H70ZM130 52V54H131V51H129ZM128 52V53H129ZM162 52V53H163ZM191 52V51H190ZM194 52V54H197V52L195 53ZM13 53V52H12ZM17 53V52H16ZM73 53V52H72ZM125 53H127V52H125ZM127 53V56L129 55ZM143 53L144 54H147L148 56L150 55V54H148V53H145L144 51H143ZM182 53V52H181ZM225 53H230L231 54V56L230 57H228L229 59V62L230 63H228V60L227 59H225L224 57V59L222 58V55H225ZM246 53H248V54H246ZM14 54H15V52H14ZM69 54V53H68ZM71 54V53H70ZM69 54V55H70ZM124 54V53H123ZM136 54H139V53H136ZM189 54H192V56H193V53H189ZM201 54V53H200ZM71 56H67L66 55V58H68V57H70V59H71ZM124 56H126V54H124ZM126 56V57H127ZM151 56V55H150ZM20 57V56H19ZM18 57V58H19ZM96 57V56H95ZM99 57H101L100 55H98L96 58H99ZM129 57V56H128ZM221 57V58H220ZM256 57H258L259 59L258 60H260V58H261V64L259 63V62H256L257 61V58ZM10 58H11V56H10ZM17 58V59H18ZM101 58H103V57H101ZM107 58H109V57H107ZM170 58V59H171ZM183 58V59H182ZM15 59V58H14ZM17 59H15V60H17ZM21 59V58H20ZM69 59V58H68ZM127 58H125V60H126ZM152 59V58H151ZM155 58H153V60H154ZM251 59L253 60V61H251ZM31 59H29V60H27V61H30ZM102 60V59H101ZM128 60V59H127ZM248 60H250V61H248ZM123 61V60H122ZM128 61H131V64H132V59L130 60V58H129V60ZM255 61V62H254ZM12 62H14L13 60H12ZM18 64L20 63V61L18 62V61H16ZM26 62V61H25ZM24 61L22 62L23 63V67L25 66V67H27L28 66V63H25ZM31 62V61H30ZM107 62V61H106ZM126 61H124V62H121L122 64L123 63H125ZM174 62V61H173ZM22 63H20V66H22L21 64ZM96 63V62H95ZM108 63H111L110 61H108ZM134 64V66L133 65H131V67L133 66V67H135V62H133ZM31 64V63H30ZM29 64V65H30ZM106 64V63H105ZM122 64H121V66H122ZM127 64H128V62H127ZM146 64V63H145ZM178 64V65H177ZM33 66H35L34 64H32ZM99 65H100V63H99ZM99 65H98V67H99ZM107 65V64H106ZM113 65H114V63H113ZM113 65H112V67H113ZM117 65V64H116ZM115 65V66H116ZM125 65H126V63H125ZM124 64H123V67H115V68H111V69H107V71L108 72H106L107 73V77H109V78H111L112 79V77H113V79H115L116 80V82H115V80H114V82L112 81V84L111 85H113V87L115 86V85H117V83H118V85L117 86H119V85H121V87H123L122 85L124 84V83H126V85H124V86H127L128 84L127 83H130L129 85H131L132 87H136L137 88V90H135L134 88H130V90H131V92L130 93H132L133 91H136V92H140V94H143L144 95V97L146 98L145 99V101L147 100V98H154V96H155V89H156V87L155 88H153L152 86L150 87V86H142V83L140 84V82H136L135 80H133V78L131 77L132 75H131V73L132 72H130L129 71V69L131 68L130 67V64L128 65V68L129 69H127V65L125 66ZM139 65V64H138ZM17 66V65H16ZM95 66H97L96 64H95ZM95 66H92V67H95ZM103 66V65H102ZM109 66V65H108ZM137 66V65H136ZM145 66V65H144ZM210 66V67H209ZM260 66V67H259ZM24 67V68H25ZM30 67V66H29ZM106 67V66H105ZM125 67V68H124ZM132 67V68H133ZM162 67V66H161ZM162 67V68H163ZM194 67V68H193ZM108 68H110V66L108 67ZM18 69V68H17ZM98 69H100V67L98 68ZM103 69V68H102ZM105 69V70H106ZM101 70V69H100ZM160 70V69H159ZM24 71V70H23ZM22 71V72H23ZM95 71V72H94ZM93 72L96 74L98 71L95 69ZM103 71V70H102ZM139 71H141V70H139ZM17 72V71H16ZM93 72H92V74H93ZM142 72V71H141ZM147 72H149V71H146L145 73H147ZM155 72H157V71H155ZM158 72H162V69H161V71H158ZM196 73V75H197V77H193L192 79H186L185 80V78L189 75L190 76V74H192V73ZM105 73V72H104ZM143 73V72H142ZM145 73H143L144 74V76H143V78L146 80V76H147V74L145 75ZM153 72H150V75H153L154 76V74H157V73H154V74H152ZM197 73H199V74H197ZM14 74H16V73H14ZM19 74V73H18ZM16 75V76H19V75ZM91 74V75H92ZM95 74H93V75H95ZM97 74H99V72L97 73ZM96 74V75H97ZM136 74V73H135ZM137 74L139 75V73L137 72ZM11 75H13V74H11ZM41 75V74H40ZM101 75V73L99 74V75H97V77L98 76H100ZM138 75H136L137 76V78H138ZM148 75H149V73H148ZM112 76V77H111ZM135 76V75H134ZM139 76H141V74L139 75ZM152 76V79H153V81H154V77ZM156 76V75H155ZM96 77V78H97ZM101 77H104V78H106L104 75L102 76L101 75ZM7 78H9V77H7ZM13 78V76H11V79ZM96 78L94 77V79L96 80ZM99 78V77H98ZM109 78H108V80H109ZM143 78H141L142 80H143ZM148 78V77H147ZM149 78H151V77H149ZM3 79V78H2ZM1 79V80H2ZM6 78H4V80H5ZM10 79V78H9ZM93 79V78H92ZM107 79V78H106ZM135 79V78H134ZM138 79H140V78H138ZM140 79V81H142ZM4 80H2L1 82L3 83V81ZM36 80V79H35ZM98 80V79H97ZM145 80H144V82H143V85H145ZM188 80V81H187ZM7 81H9L8 79H7ZM12 81V80H11ZM37 81V80H36ZM147 81L149 82V79H147ZM147 81H146V83H147ZM187 81V82H186ZM92 82V81H91ZM105 82V81H104ZM189 82V84L190 85H194V87H192L191 86V88H194L193 90H199L200 91V93L198 92V93H196V94H199L200 95V97L196 100L195 99V101H192V102H194V103H192L191 102V104L189 103L190 101H188V100H184V98H183V95H185V88H186V91H187V87L189 88L190 86H188V83ZM5 83H6V81H5ZM9 83H10V81H9ZM12 83V82H11ZM49 83V82H48ZM106 83H108V82H106ZM113 83H116L115 85L113 84ZM150 83V82H149ZM186 83V84H185ZM192 83V84H191ZM4 84V83H3ZM223 84V85H222ZM6 85V84H5ZM5 85H4V90L7 92V93H3L2 92V90H1V93L3 94H1L2 96L0 97V113H1V115H2V113L3 114H9L8 116H9V118L8 119H11L13 122H10V123H12V124H14L16 121H18V123H16V125H17V127H19V128H21V134H22V132H23V134H25V135H22L21 136V134H20V136L19 137H22L23 139H24V137L26 138V137H28V134H33V130H35L36 131V129H37V131L36 132H39V131H41V130H43L44 131V129L46 130V128H47V130H48V128H51V127H49V126H47V127H45L44 129L42 128H39V129H41V130H39L38 129V126H39V122H41V121H38V118H37V121H38V126L37 127H35L34 129H33V127H30L29 129H31L30 131H31V133H27V131L29 130L28 129V127H29V125H27V124H29L30 123V120H31V126H33L37 121H35V119L33 118H29L28 119V116H24V118L25 119H23L21 116H22V114H23V112L21 113V111H26L27 112V110L29 109V107H27V105H28V103L26 102V106L25 107H27V108H25V107H22L23 108V110L21 109V107L18 109V106H24V104H18V106H16L14 103V99H15V101H16V96L18 95V93H16V92H13V93H8V92H10V89L8 88H5ZM60 85H57V87L58 86H60ZM65 85V86H66ZM109 86V88H111L110 87V84H108ZM147 85V84H146ZM224 86V88H222V86ZM7 87L9 86V84L7 83V85H6ZM131 86H129V87H131ZM187 86V87H186ZM9 87H11V85L9 86ZM36 87V86H35ZM48 87H50V86H48ZM52 87H50V89H53ZM62 87V86H61ZM106 87V86H105ZM116 87V86H115ZM115 87L113 88V92H115ZM120 87V89L121 90H123V92H124V95H125V92L126 91H124V89H122ZM32 88V87H31ZM64 88V87H63ZM62 88V91H65L64 89ZM66 88H68V87H66ZM77 88V87H76ZM117 89H118V87H116ZM7 89V90H6ZM38 88L36 87L35 88V90H37ZM50 89H49V91H50ZM81 89V88H80ZM134 89V90H133ZM156 89V90H157ZM202 89H204V91H202ZM34 90V87H33V90L32 91H35ZM55 90L56 91H58V88L56 89V87H54V89H53V91H54V93H55ZM120 90V91H121ZM133 90V91H132ZM165 90V89H164ZM192 90V89H191ZM41 91V90H40ZM52 91V90H51ZM50 91V92H51ZM52 91V92H53ZM61 91V90H60ZM60 91H58L59 93H61ZM80 91V90H79ZM119 90H118V92H116V94H120V96H122L123 94H122V91L120 92ZM248 91V92H247ZM36 92V91H35ZM34 92V96H35V94H37V93H35ZM38 92V91H37ZM50 92H48V96H49V93ZM95 92V91H94ZM136 92L135 93H132V96L133 95H135L136 94ZM194 92H197V91H194ZM232 92V94H234V95H232L231 96V98H228L227 96H226V94H228V93H231ZM15 93L17 94V95H15ZM23 93L24 92H21V94H20V96L22 97L23 96ZM39 94H37L35 97H33V98H37L38 100H40V97L42 98V99H45L47 96L45 95V94H47V92H45L44 93V95L43 94H40V92H38ZM64 93V92H63ZM75 94H76V92H74ZM126 93H128V92H126ZM129 93V94H130ZM187 93V92H186ZM252 93V94H251ZM12 94H14V96L12 95ZM72 94V93H71ZM75 94H72V95H75ZM107 94V93H106ZM115 94V95H116ZM140 94L139 93H137V95L138 96H134L136 99L138 98V97H141L140 96ZM156 94H158V92L156 93ZM40 95H43V96H40ZM59 95V97H66V96H60V94H58ZM111 95V94H110ZM110 95H108V96H110ZM70 96V95H69ZM90 96V95H89ZM127 96V95H126ZM126 96H123V97H125V101L124 100H122V101H124L123 102V104L124 105H126V102H127V98H126ZM130 96V95H129ZM39 97V98H38ZM44 97V98H43ZM59 97H57L56 99H54L53 101H50V102H45L46 100H42L41 99V102H45V105H44V103H41L40 101H39V104L41 103L42 104V107L43 106H46V107H48L49 109H47L46 107L44 108V109H47V111H48V113H50L49 111H51V113H50V115L52 114V113H56V106H58V105H60L59 107L60 108H58V110H59V113L61 114V111L64 113V116H63V114H61L63 117H61V119L59 118V119H54L53 118V120H56V122H57V120H62L63 119V121L62 122H64L63 123V125L64 126H66L65 128L67 129V130H71L75 135V137L73 138L72 136H71V134H73L72 132H71V134H70V132H69V134H68V140L71 142V143H73V142H75V140H76V142H77V139L76 138H80L81 139V143H79L80 145H81V147L80 148H78L80 145H78V149H76L74 146H73V144H71L70 143V148L71 147H74L75 148V150H74V148H73V150H69V148H68V150L70 151V153L72 152V154L70 155V157H69V151L65 148V147H63L62 146V144H58L59 146H62L61 148L59 147V146H56V148L54 149L53 147H52V145L49 143V144H47V142H46V144H45V147L43 146V151H42V154L44 153V151H45V153L43 154V155H45V159H48V161L49 162H46L47 160H45L44 158H42L43 160H45L44 162L45 163H47L48 165H45V163H42V162H40V164L38 163L37 164V162L36 163H32V162H30L29 160L31 159H29V158H26L25 157V155H24V151L23 152H21L20 150H18V152L16 151V153H15V150H13L12 148V146H15V144H10V139L9 138H7V137H0V148H2L1 150L2 151H4V152H6L7 150H9V152L11 151V149L13 150V152H14V156L15 157H17L18 159H23L24 160V162L26 163L24 166V168H23V170L22 169H20L18 172H20L21 170H22V172H26L25 174H26V176L28 175L29 176V174H30V172H32L33 173V175H32V173L30 174V176L32 175V177L33 178H37L36 177V174L38 173H41L42 171H45V170H47V168H46V166L48 167V170H49V166H50V171H52V172H54V173H56V174H60L61 175V173H64L65 175H68V172L66 173V169H67V167H68V164L71 162L73 165H75V164H77L78 165V167L75 165L74 167L75 168H79L78 170H80V171H84L85 169V171H87L88 170V172H89V170H90V172H89V174H87L89 177H86V176H81V175H78L79 176V178H80V176H81V178H83V179H85V182L86 183H84V185L85 186H87V187H85V188H90V186H89V183L87 182V181H92L93 180V178L95 179H103L102 178V173H104V171L106 170V169H108V166H109V171L111 172V170H112V168L110 167V164H106L107 162H105V158H107V156H109V155H112V153L113 152H117V150L115 149V150H113V149H111V151H110V149H107V148H105V149H107V150H100L99 149V147H97L96 146V144L97 143H94L93 144V141H90L89 139H87V137L88 138H90L89 137V133L91 132V130L94 128V127H92V129H91V127L90 126H88V127H90L89 129H91V130H88L86 127V125H87V121H86V124H84L83 122H82V125H84V126H82V127H85V130H83V129H81V121H79V115L78 114H80L81 112H78V114H76V113H74L73 111H74V108H75V106H71L72 104L71 103H74L75 104V102H74V100L72 101V99H74V96L72 97H69L68 98V100L71 98V101L72 102H68V101H66V100H63V99H61V98H59ZM76 97V96H75ZM81 97V96H80ZM80 97H78V98H80ZM134 97H132V98H134ZM143 97V96H142ZM143 97V98H144ZM12 98V99H11ZM14 98V99H13ZM18 98H20V97H18ZM25 98H26V93H25ZM48 98V97H47ZM120 98V97H119ZM134 98V99H135ZM24 99V97L20 100V102L22 103L23 100ZM65 99V98H64ZM66 99H67V97H66ZM121 99V98H120ZM122 99H124V98H122ZM128 99H130V97L128 98ZM139 99V98H138ZM136 100V102H134V100H131V101H133L134 102V104L137 106V109H138V107L139 106H142V104H143V106H144V103H142L143 101L142 100ZM142 99V98H141ZM151 99V100H152ZM186 99V98H185ZM11 100V102H12V104L14 105V106H12V104L9 102ZM13 100V101H12ZM18 100V101H19ZM25 100H27V98L26 99H24V102H25ZM35 100V99H34ZM51 100V99H50ZM130 100H129V103H131L130 102ZM37 101V100H36ZM164 101V102H163ZM197 101V103H195ZM152 102H153V100H152ZM151 102V103H152ZM258 102V103H257ZM87 103V102H86ZM129 103H127V105L129 106ZM17 104V103H16ZM134 104L133 103H131L130 104V106H129V108L130 107H136V106H134ZM61 105H62V107H61ZM81 105H82V103H81ZM123 106V108H126V107H128V106ZM193 105H192V107H193ZM244 105V106H243ZM64 106V107H63ZM86 106V105H85ZM142 106V107H143ZM40 107H41V105H40ZM82 107V106H81ZM89 107H90V105H89ZM89 107H88V109L87 110H89ZM132 107V108H133ZM149 107H151V105L149 106ZM153 107V106H152ZM152 107H151V109H150V112L153 110L152 109ZM43 108H42V110H43ZM61 108H64L63 110L61 109ZM93 108V107H92ZM144 108V107H143ZM143 108L141 109V111H142V113L140 114L141 116H142V114H144V115H147L146 113L147 112H144L143 113V111L144 110H146L147 109V107L145 106V109L143 110ZM154 108V107H153ZM61 109V110H60ZM82 109V108H81ZM91 109V108H90ZM95 109V108H94ZM156 109V108H155ZM20 110V111H19ZM42 110H40V111H42ZM58 110H57V112H58ZM92 110V109H91ZM96 110H98V109H96ZM129 110V109H128ZM157 110V109H156ZM156 110H154L155 112H156ZM117 111H120L119 109L117 110ZM125 111V110H124ZM190 111V110H189ZM5 112V113H4ZM25 112V113H26ZM28 112H29V110H28ZM27 112V113H28ZM44 112H46V111H43L42 112V114H44ZM21 113V114H20ZM26 113V114H27ZM47 113V114H48ZM83 113V112H82ZM88 113V112H87ZM86 113V115H88ZM92 113H93V115H92ZM123 113H125V112H123ZM149 113V112H148ZM157 113H158V111H157ZM29 114V113H28ZM27 114V115H28ZM95 113L93 112V110L91 111V114H89V115H91L93 118H91L92 120H95L94 118L95 117H97L96 115H94ZM122 114V113H121ZM126 114V113H125ZM125 114L123 115V116H125ZM133 114V113H132ZM152 115H153V113H151ZM150 114V115H151ZM21 115V116H20ZM45 115V114H44ZM49 115V114H48ZM81 115V114H80ZM86 115H82V116H80V117H83V118H81L82 120L84 119V117H87ZM88 115V116H89ZM100 115V114H99ZM98 115V117H97V119L99 120V116ZM121 115V116H122ZM131 115V114H130ZM139 114L137 113V116H138ZM142 116L143 117V121H144V123L142 122H140V120H138L142 125L143 124H145V123H147L144 119H146L147 121H149V123H147L146 124V126H147V128L148 129H146V126L145 125H143V126H145V130H147L148 131V134H147V132L146 131H144L142 134L141 133H136V136L137 137H135V139L136 138H138V139H140L139 137H138V135H142L141 136V138H142V140H141V144L142 143H144L145 144V146H144V144H140L141 146L139 147V151H140V153H142V148H143V150H144V152L143 153H145L146 154V152H149L148 154H146V155H144L143 153H142V155L143 156H145V158L143 157V156H141V154L139 153L138 154V149H135V151L137 150V159H138V157L140 158V156L141 157H143L144 159H147V157L146 156H148L149 154L151 155V154H153V155H156L157 154V157L159 156V158L162 156V157H164L165 158V160L162 162V160H159V158H157L156 157V160L158 159L159 160V162H157V164L158 163H160V167L162 168V169H164V168H166L165 169V172L167 173V172H169L170 170L169 169H167V168H174V170L175 171H177V173L178 174H181V173H183L184 175H186V177L185 178H187V175H188V178H189V180H188V178L187 179H185L186 180V183H185V181H182V183H185V184H183L184 185V187H185V185H186V189H187V193L186 194H188V197L186 196V198H185V196L183 195V196H181L182 198H181V200L183 199V198H185V199H183L182 201L180 200V198L179 199H177V200H175V201H177V202H175V206H177L178 205V207L179 208H181L182 209V207H184V206H186L187 204H188V206H189V202H191L192 204H193V202L196 204V203H198V202H200V201H202L203 200V198L204 197H208V199H210L209 197L211 196L212 197V199H215V197H216V193H214L213 191H211V192H208V191H210L211 189L209 188V190L207 189V187L209 186H207V187H205L204 189H203V187L198 191V188L197 187H194V184L195 183H197V182H195V180H193L191 177H189V175L190 174H194V173H196L197 172V167H189L187 164H185V165H183L182 164V162H181V160H182V158H183V156L180 158H178V156H176L174 153V156L175 157H172L173 159H171V157L169 158V156H168V158L169 159H167V161H166V154H165V152H167V148H169L170 149V145H169V147L167 146L168 144H169V141H170V138H169V141H168V138H165V140H164V138H163V136L162 135H160V133H158L159 134V136H162L161 138H162V140L160 139L159 141H162V143H165L166 142V146H167V148H166V150H165V145H164V147H163V145H159V144H157L158 142H156L157 141V139L156 138H158V136L156 137L154 134H153V132H154V130H158V129H162L160 126H161V124H160V126H159V124L157 123V121H158V118L157 117H154V118H152V115H151V117H149V116H147V118L145 117V116ZM60 116V115H59ZM91 116H89V117H91ZM101 116H102V114H101ZM127 116V115H126ZM156 116V115H155ZM158 116H159V114H158ZM19 117V120L17 119ZM41 117H42V115H41ZM54 117V116H53ZM139 117V116H138ZM145 117V118H144ZM189 117V116H188ZM21 118H22V122H21ZM49 118L51 119V117L49 116ZM125 118V117H124ZM148 118H150L149 120H148ZM155 118L157 119V121H156V123L158 124V129L156 128L157 127V124L155 123ZM50 119H48V120H46V121H49V124L50 123H52V121L50 120ZM100 119H101V117H100ZM121 119H123V118H121ZM139 119H141V117L139 118ZM152 119H154V120H152ZM189 119V118H188ZM258 119H262V123L261 124H257L256 122H257V120ZM10 120V121H11ZM23 120H28V121H26V126H24L25 124H24V121ZM33 120V121H32ZM200 120V121H199ZM7 121V120H6ZM45 121V122H46ZM84 121V120H83ZM142 121V120H141ZM190 121V123H189V126L190 125H192L191 127H185L186 128V130H188L189 129V131L188 132H190L189 134H192V130H190V129H192V127H196V126H198V122H197V124H196V122H195V124H194V126H193V124H192V122ZM7 122H9V120L7 121ZM32 122H35L33 125H32ZM43 122V121H42ZM179 122H180V120H179ZM189 122V121H188ZM187 122V123H188ZM53 123H55V121L53 122ZM53 123H52V126H53ZM102 123V122H101ZM194 123V122H193ZM215 124H216V126H218V128L220 127L219 125H220V123H219V125L216 123V122H214ZM213 123V125H215ZM24 124V125H23ZM43 124V123H42ZM47 124V123H46ZM166 124H168V123H166ZM171 124V123H170ZM183 124H185V122H183ZM44 125V124H43ZM42 125V126H43ZM48 125V124H47ZM51 125V124H50ZM91 126L92 125H94V121L92 122V124H90ZM103 125H104V123H103ZM102 125V126H103ZM109 125H111V124H109ZM142 125H141V128H144V127H142ZM165 124H163V126H164ZM187 125V124H186ZM15 126V125H14ZM28 126V127H27ZM59 126H60V124H59ZM58 126V127H59ZM95 126V125H94ZM106 126V125H105ZM108 126V125H107ZM105 127L104 129H108V127ZM129 126V125H128ZM127 126V127H128ZM132 126V125H131ZM131 126L129 127V128H131ZM162 126V127H163ZM167 126V125H166ZM165 126V127H166ZM171 126V125H170ZM222 126H223V124H221V127L220 128H222ZM226 126V125H225ZM228 126V127H229ZM16 127V126H15ZM14 127V128H15ZM25 127V128H24ZM61 127V126H60ZM63 127V126H62ZM62 127L60 128V132H62L65 128L63 127V129H62ZM137 127V126H136ZM165 127H164V133H166V135H167V131L165 132ZM194 127V128H195ZM201 126H199V127H196V128H199V130L200 131H202V127L200 128ZM26 128H27V130H26ZM53 128H55V130H56V127H53ZM96 128L97 127H95V129H93V130H96ZM100 128H101V126H100ZM99 128V129H100ZM103 128V127H102ZM128 128V129H129ZM133 128V127H132ZM131 128V129H132ZM139 128V127H138ZM138 128H136L137 130H139ZM167 128V127H166ZM169 128H172V127H169ZM193 128V129H194ZM16 129H18V128H15V130ZM87 129V130H86ZM104 129H103V131H104ZM123 129H124V126H123ZM122 129V132H121V134H123V131H125V130H127V131H125V134H126V137H127V135L129 134V133H127L129 130L128 129H126L125 128V130H123ZM134 129V128H133ZM135 129V130H136ZM149 129H150V134L152 133V135H150L149 136ZM154 129V130H153ZM168 129V128H167ZM46 130V131H47ZM52 129H50L49 131H47V133L49 132L50 133V131H51ZM54 129H53V131H55ZM57 130H59V129H57ZM56 130V131H57ZM102 130V129H101ZM112 130V129H111ZM120 131H121V129H119ZM144 130V129H143ZM171 130V129H170ZM46 131H44L45 132V134H47L46 133ZM53 131H51V132H53ZM96 131H98V130H96ZM100 131V130H99ZM98 131V132H99ZM102 131V132H103ZM117 131V130H116ZM115 131V132H116ZM120 131H118V132H120ZM140 131H141V129H140ZM153 131V132H152ZM168 131H169V129H168ZM224 131H225V127H224ZM19 132V131H18ZM60 132H59V134H60ZM64 132H66V130H64ZM133 132V131H132ZM139 132V131H138ZM27 133V134H26ZM54 133V132H53ZM92 133V132H91ZM91 133H90V135H91ZM100 133V132H99ZM107 132H105V134H106ZM109 133V132H108ZM145 133H146V135H145ZM156 133V132H155ZM169 133V132H168ZM221 133V132H220ZM225 133L227 134V132L225 131ZM35 134H37V133H35ZM57 134H58V132H57ZM133 135L135 134V132H133L132 133ZM49 134H47V135H45L46 137L48 136ZM50 135H52V134H50ZM54 135V134H53ZM63 135V134H62ZM61 134H60V136H62ZM66 135V136H65ZM69 135H70V137H69ZM78 135V136H77ZM107 135H109V134H106V136ZM119 135V134H118ZM130 135V134H129ZM128 135V136H129ZM147 136L148 135V137L146 138L145 136ZM227 135H229V134H227ZM259 135V137L260 138H258L257 136ZM55 136V135H54ZM54 136H51V137H54ZM77 136V137H76ZM123 136V138L125 137L124 135H122ZM121 136V137H122ZM153 136H155L156 138H153ZM168 136V135H167ZM179 136H180V134H179ZM175 137V138H177V139H180V137ZM207 136V135H206ZM210 136H211V134H210ZM210 136H208L207 138L206 137H204V138H206L207 140H209L210 142L213 140V139H215L216 141H217V138H219V137H221V136H216V137H214V135L212 136V138L210 137ZM63 137V136H62ZM64 137H67V134H64ZM71 137H72V139H71ZM82 137V138H81ZM133 137V136H132ZM131 137V138H132ZM146 138V139H148V141H150V142H148V141H145L144 142V140H146V139H143V138ZM168 137H170V136H168ZM230 137H232V136H230ZM31 138H33L32 140H30V141H32V144H31V142H29L31 145H34L35 146V144L33 143L34 141L35 142H37L36 141V139L34 140V137H31ZM50 138V137H49ZM235 138V137H234ZM264 138V137H263ZM45 139V138H44ZM44 139H42V140H44ZM47 139V138H46ZM52 139V138H51ZM211 139V140H210ZM49 141H50V139H49ZM73 141V142H72ZM134 141H136V140H134ZM165 141V142H164ZM1 142L2 143H4L3 145L1 144ZM75 142V143H76ZM78 142H80L79 141V139H78ZM78 142H77V144H78ZM92 142V143H91ZM151 142L154 144V146H152L151 145ZM38 143H40V144H38ZM37 144H36V146L34 147V146H31V147H33V153L32 154H35L36 155V153H39V150H40V153H39V155L41 154V149H40V146L42 147V143H43V141H42V143L41 142H38ZM68 143V142H67ZM161 143V144H162ZM184 143V144H183ZM214 142L212 141V144H213ZM216 143V142H215ZM44 144V143H43ZM129 144V143H128ZM147 144V145H146ZM148 144H149V146L151 145L153 148H151V146H150V148H148L147 149V146H148ZM180 144V143H179ZM197 146H196V145ZM232 145H234V143H231ZM230 143H229V145H231ZM236 144V143H235ZM236 144V145H237ZM37 145H39V147L37 146ZM66 145V144H65ZM69 144H67L66 145V147L68 146ZM72 145V146H71ZM159 145V146H158ZM196 146V147H192L191 148V146ZM51 147V149H50V147ZM127 146V145H126ZM125 146V147H126ZM160 146L161 147H163L164 149L162 150V148H160ZM203 146V145H202ZM48 147V148H47ZM142 147V148H141ZM144 147H146V148H144ZM39 148V149H38ZM53 148V149H52ZM110 148H112V147H110ZM124 148V147H123ZM211 148L212 149H210L209 151H214V149H213V147L211 146ZM5 149V150H4ZM46 149V150H45ZM146 149H147V151H146ZM150 149V150H149ZM172 149V148H171ZM170 149V150H171ZM113 150V151H112ZM126 150V152H128L129 150H130V148L129 149H125ZM125 150H120V151H125ZM128 150V151H127ZM151 150H153L154 152H152ZM174 150V149H173ZM37 151V152H36ZM68 151V152H67ZM163 151H165V152H163ZM169 151V150H168ZM172 151V150H171ZM35 152V153H34ZM126 152H124V153H126ZM130 152L131 151H129L128 153L130 154ZM133 152V153H132ZM131 153H132V155H134V150L132 151ZM164 153L165 155H162L161 153ZM215 152H213V154L215 153ZM11 153H12V151H11ZM67 153H69V154H67ZM156 153V154H155ZM158 153H160V155H158ZM42 154H41V156H42ZM230 154V153H229ZM113 155L114 156H110L109 158H113V157H115L116 156V154H114L113 153ZM123 155V154H122ZM149 155V156H150ZM167 155H170V154H167ZM233 155V154H232ZM135 156V155H134ZM211 156H213V157H211ZM30 157V156H29ZM44 157V156H43ZM123 157V156H122ZM124 158V157H123ZM228 158V157H227ZM29 159V160H28ZM33 159H34V157H33ZM53 159H55L56 161H57V164H53V163H51L50 162V160H52V162H54L55 160H53ZM103 159V160H102ZM140 159H142V158H140ZM143 159V160H144ZM230 159V158H229ZM32 160V159H31ZM148 160H149V158H148ZM226 160V159H225ZM33 161V160H32ZM74 163H73V162ZM104 161V162H103ZM121 161V160H120ZM120 161H116V163L118 162V164L120 163L121 165H119V166H121L122 167V162H120ZM124 161V160H123ZM141 161V160H140ZM166 161V162H165ZM226 161H228V160H226ZM39 162V161H38ZM70 163V164H71ZM110 163V162H109ZM113 163V162H112ZM115 163V162H114ZM115 163V166L118 168V164H116ZM124 164H126L127 165V162H123ZM146 163H147V160H146ZM146 163L145 164H142L143 166V168L144 169H147V167H148V165L146 166ZM69 164V165H70ZM71 164V165H72ZM162 165H163V167H162ZM227 165H230L231 166V168H232V170L231 171H229L230 170V166H229V170H227V168H225ZM70 167V166H69ZM80 167H81V169H80ZM125 167V166H124ZM140 168L136 173H139V172H145L146 170H144L143 168ZM146 167V168H145ZM22 168V167H21ZM27 170H26V169ZM262 168V167H261ZM35 171H34V170ZM76 169V170H77ZM82 169H84V170H82ZM119 169H120V167H119ZM118 169V170H119ZM141 169H143V170H141ZM25 170V171H24ZM107 170V171H108ZM118 170H116L115 168H114V172H111V174L112 175H114L115 174V176H117V172H118V174H119V171ZM167 170V171H166ZM169 170V171H168ZM259 170V169H258ZM69 171V170H68ZM113 171V170H112ZM248 171V170H247ZM255 171L257 172V170L255 169ZM20 173V174H23V173ZM37 172V173H36ZM70 172V171H69ZM87 172V173H88ZM245 172V171H244ZM243 172V173H244ZM249 172V171H248ZM248 172H246V173H248ZM253 172H254V170H253ZM256 172H254V174L256 175ZM29 173V174H28ZM71 173V172H70ZM77 173V172H76ZM80 173V172H79ZM90 173H92V174H90ZM114 173V174H113ZM135 173V174H136ZM169 173H171V171L169 172ZM176 172H173V173H171L172 175L174 174H176L175 176H177L178 174H177ZM250 173V172H249ZM71 174H73V172L71 173ZM168 174V173H167ZM171 174H169L170 176H171ZM183 174H182V176H183ZM239 174H240V176H239ZM251 174H252V172H251ZM253 174V175H254ZM24 175V174H23ZM75 175H77V174H75ZM173 175V176H174ZM69 177H70V175H68ZM66 177V178H68L69 179V177ZM72 176V175H71ZM74 176V175H73ZM173 176H171L172 178H175V176L173 177ZM247 176H248V174H247ZM252 176V175H251ZM259 176H262V175H259ZM84 177H86V178H84ZM178 177H180V175H178ZM244 177H245V175H244ZM258 177V176H257ZM77 176H76V178H75V180L77 179H79ZM145 178V177H144ZM177 178V177H176ZM191 178V179H190ZM246 178V177H245ZM71 179H72V177H71ZM70 179V181H73L74 180V178L71 180ZM86 179H87V181H86ZM99 180V181H102V182H104V184H105V180L103 179V180ZM145 179H147V178H145ZM259 179H261L262 180V178H258V182L257 183H259L260 182V180ZM123 180H125L126 181V179H123ZM194 181L195 183L192 185V181ZM256 180V177H255V179H254V181ZM89 181V182H90ZM94 181V180H93ZM92 181V182H93ZM125 181H123V182H125ZM223 181V180H222ZM253 181V182H254ZM257 181V180H256ZM41 183L42 182H44V183H46L44 180H41L40 181ZM123 182H121V180H120V184H123ZM127 182V181H126ZM253 182H252V185H257L256 184V182H254V184H253ZM40 183V184H41ZM94 183H97V180L94 182ZM94 183H92V184H94ZM101 183V182H100ZM47 184V183H46ZM45 184V185H46ZM90 184H91V182H90ZM125 184H128V182L127 183H125ZM142 184H144V183H142ZM198 184V183H197ZM158 185H159V183H158ZM155 186L156 187V189L154 190V192L152 193V191H151V193L149 192V193H147L146 195L145 194H143V192L144 191H141V190H145V188L146 187H142L141 185L139 186L140 187V189L141 190H139L136 186V188L134 189V191L136 192V194H143L142 196H143V203H141V205L143 204H145V205H148V203H147V201H146V198H150V197H160L161 198V200H162V204L160 205V207H161V210H162V212H164L165 210H167V208L169 207V206H171L172 204H171V202L168 200V199H166L165 200V198L167 197L168 198V196L169 195H167V193L169 194V193H171V191H168V187L169 186H171V185H167V186H165V187H162V185H159V186ZM254 185V186H255ZM195 186H198V185H195ZM97 187H99V186H97ZM97 187L96 186H92L90 189H88V190H86L84 187V190L87 192V193H90V191H92L90 194H93L94 193V191L96 190V191H98V192H101L102 191V189L104 190V188H102L101 190L100 189H98L97 190ZM142 187V188H141ZM250 187V188H249ZM71 189V188H70ZM93 189H95L94 191H93ZM231 189V188H230ZM83 190V191H84ZM139 190V191H138ZM172 190V189H171ZM208 190V191H207ZM30 191V190H29ZM32 192H33V190H31ZM31 191H30V194H29V192H28V195H31L32 193H31ZM76 191V190H75ZM82 191V195H84V197L82 196L78 201H74V202H69V201H65V203H64V208H65V210H67V211H69L70 213H73V214H77V213H84L83 211H85V209H89V208H91V207H93V204H95L93 201V199H91L90 200V197L88 196V197H86L85 195L87 194H85L84 192ZM95 191V192H96ZM139 192V193H138ZM142 192V193H141ZM232 192H231V194H232ZM256 192V191H255ZM255 192H254V194H255ZM71 193H73V192H71ZM97 193V192H96ZM102 194H106L107 193V189H106V191L104 190V191H102L101 192ZM211 194V195H209L208 196V194ZM214 193V194H213ZM9 194V193H8ZM8 194H6L7 196H8ZM104 194V195H105ZM185 194V195H186ZM213 194V195H212ZM253 194V195H254ZM87 195H89V194H87ZM107 195V194H106ZM122 195V194H121ZM117 195V196H115V199L116 200H118V202H121V199L122 198H124L125 196L124 195ZM167 195V196H166ZM10 196H12L11 194H10ZM140 196V195H139ZM142 196H140L141 198H142ZM166 196V197H165ZM6 197V196H5ZM31 197V196H30ZM122 197V198H121ZM153 197V198H154ZM165 197V198H164ZM206 197V198H207ZM214 197V198H213ZM231 197V196H230ZM28 198H29V196H28ZM28 198L26 199V200H28ZM140 198V200H137V205H139L138 203V201H141L142 199ZM159 198V199H160ZM7 199V198H6ZM113 200H114V198H112ZM144 199H145V202L147 203H144ZM155 199H157V198H155ZM207 199V200H208ZM212 199H210V200H212ZM82 200V201H81ZM124 200V199H123ZM160 200V201H161ZM178 200H180V201H178ZM206 199L204 200V201H207ZM158 201V200H157ZM164 201V202H163ZM168 201H169V203H168ZM209 201V200H208ZM92 202H93V204H92ZM117 202V201H116ZM179 202V203H178ZM157 204V203H156ZM168 204H169V206H168ZM171 204V205H170ZM100 205H101V207L103 208L104 207V205H103V202H102V204L100 203ZM103 205V206H102ZM134 205V204H133ZM142 205V206H143ZM143 206V207H145V210L146 211H148V212H150L149 210H147V206ZM150 205V204H149ZM174 205V204H173ZM85 207V209L83 208V210L81 211L80 209H81V207ZM95 206H97L96 204L94 205V207ZM136 206V205H135ZM156 206V205H155ZM79 207H80V209H79ZM152 207V206H151ZM174 207V206H173ZM187 207V206H186ZM153 208V211H154V209H155V212L154 213H158V211H156L157 210V207H152ZM175 208H177V207H175ZM175 208H173V209H175ZM252 208V207H251ZM171 208H169V210H170ZM173 209H171V211L173 210ZM178 209V208H177ZM152 210V209H151ZM159 210V209H158ZM176 210V209H175ZM81 211V212H80ZM174 211V210H173ZM86 212V211H85ZM147 212V213H148ZM156 213V214H157ZM160 214V213H159ZM78 215V214H77ZM142 217H143V214L141 215ZM28 217V216H27ZM30 217V216H29ZM28 217V218H29ZM141 217V218H142ZM163 217V216H162ZM82 219H83V217H81ZM90 218H94V217H90ZM165 218V217H164ZM163 218V219H164ZM183 219H184V217H182ZM261 219H264V213L261 215V217H260ZM143 220H144V218H142ZM159 219H162L161 217L159 218ZM189 219V218H188ZM188 219H186L187 220V222L190 220H188ZM98 219H95V220H93V221H97ZM146 221V220H145ZM152 221V220H151ZM194 221V220H193ZM196 221V220H195ZM131 222H132V220H131ZM135 221H133L132 222V225H136V222L134 223ZM158 224H161V221H159L158 220ZM172 222H175V221H172ZM178 222V218H177V221L174 223V224H172L171 226H169V227H167V228H163V230H162V233H163V237L162 238H160L161 236H162V234L160 233V231H161V229H159V233H157L156 231H155V229H154V231L156 232V234H155V236L157 235V234H159V237L158 238H155V236L153 237V235L151 236V235H149V232L151 233V229L149 230L148 229V227L149 228H151L152 227V225H153V223H151V225L149 224L150 222H147L149 225L147 226V229H145V230H149V232H148V234H147V232L145 233V234H147L146 236H148V240H150V239H153V240H150L151 241V243H153L152 241H155V243H158V242H161L160 244H162V242H164L165 240H168V242L169 243H171L172 242V240H171V242L169 241L170 239L166 236V235H171L174 231H176V230H181V228H183V226L184 225H180V222H179V224L177 223ZM200 221H196V223L197 224H199L200 225V223H199ZM212 222V221H211ZM134 223V224H133ZM146 223V222H145ZM162 223H164V222H162ZM214 223H218L217 221L216 222H214ZM226 223V222H225ZM183 224H184V222H183ZM191 224H193V226L194 225H197V224H195V222L194 223H191ZM202 224V223H201ZM205 224V223H204ZM203 224V225H204ZM210 224V223H209ZM212 224H213V222H212ZM220 224V223H219ZM218 224V225H219ZM162 225H164V224H162ZM202 225V226H203ZM211 225V224H210ZM210 225L208 226L210 229H209V231L207 230V232L205 231V229H206V227L205 226H203V227H205V229H203L202 228V226H198V231H197V229H195L197 226H195V228L194 229H192L189 233L186 231V233H184L183 234V239H181L180 240V238H182V236L178 239V241H184V243H186L185 245H187L188 247H190L191 249H193V246L196 244V239L197 238H199L200 236L198 235L200 232H202V233H200V235L201 234H203V232H205V233H207V234H203L201 237H206V240H208V242L210 243H213V242H215V243H213V244H220V245H223V247L225 246V250L227 249L228 251V254H225L224 256H226L227 255V258L226 257H224V256H222V259H223V261H224V258H226V259H228V260H226V261H230V263H233V264H249V262H252V261H249V260H247L246 258H247V254H248V252H258L257 254V256L259 257H262L261 256V254L262 255H264V242H262L264 239H262L263 238V234L261 233V232H258L257 231V229H253L252 230V228H251V230L250 231H243V233L242 234H240L239 236H240V238H238L237 240L238 241H236L235 242V240H233L232 241V239H233V233L232 232H230L231 230L233 231V228L231 227V230H230V228H228V227H224L223 229H222V226H224V224L222 225H220V226H213L214 227V230H217L216 231V235L218 236V234H217V232H218V230H219V228H220V230H219V234L221 235V236H219V237H225L224 239H218L217 237H215V235H211V233H212V230H213V228L212 227H210ZM214 225V224H213ZM97 227L99 226V225H96ZM145 227H146V225H144ZM229 227L230 226H232V225H228ZM236 226H237V224H236ZM132 227V226H131ZM218 228V229H215V228ZM159 228V227H158ZM185 228V227H184ZM183 228V229H184ZM202 228V229H201ZM133 230H134V228H132ZM135 229H136V227H135ZM152 229H153V227H152ZM201 229V230H200ZM235 229V228H234ZM137 230V229H136ZM158 230V229H157ZM179 230V231H180ZM193 230H195V231H193ZM211 230V231H210ZM200 231V232H199ZM178 232V231H177ZM209 232H211L210 233V235H209ZM215 232V231H214ZM231 234H230V233ZM234 233H235V230L233 231ZM141 233H143V232H141ZM228 233L230 234V237H232L231 239L230 238H228ZM132 234V233H131ZM137 234H140V233H137ZM174 234V233H173ZM172 234V235H173ZM182 234V233H181ZM180 234V235H181ZM212 234H215V233H212ZM134 235V234H133ZM132 235V236H133ZM141 235V234H140ZM161 235V236H160ZM170 235H169V237H170ZM223 235V236H222ZM227 235V236H226ZM131 236V235H130ZM131 236V237H132ZM197 236H199V237H197ZM150 237H153V238H150ZM167 237V238H166ZM134 238V237H133ZM11 239H12V236H11ZM162 239L164 240V241H162ZM176 239V238H175ZM229 239L231 240V241H229ZM240 239V240H239ZM205 240V239H204ZM176 241V240H175ZM166 242L167 241H165L163 244L164 245H166ZM232 242V243H231ZM263 244H262V243ZM150 243V242H149ZM183 243V244H184ZM207 243V242H206ZM205 243V244H206ZM208 243V244H209ZM211 243L209 244V245H211ZM250 244L252 247H253V250L251 249L250 251H246L247 250V248H241V247H243L245 244ZM160 244H158V245H160ZM162 244V245H163ZM199 244V243H198ZM212 244V245H213ZM219 244H218V248H220L219 247ZM252 244H254V245H252ZM161 245V246H162ZM200 245V244H199ZM201 245H204V244H201ZM107 246V245H106ZM187 246H185V247H187ZM108 247V246H107ZM141 248V247H140ZM200 248V247H199ZM197 248L198 250L196 251V249H193V252L195 253V251H196V254L197 255H200L201 256V250H202V248ZM110 249V248H109ZM137 249V253H138V250H139V247L138 248H136ZM150 250V249H149ZM145 251V250H144ZM198 251H200V253L198 252ZM115 252V251H114ZM114 252L113 253H110L111 255L113 254L114 255ZM140 252H141V249H140ZM150 252V251H149ZM185 252H187L186 250H185ZM246 252H247V254H246ZM255 252L253 253V254H255ZM136 253V254H137ZM188 253V252H187ZM261 253V254H260ZM118 254V253H117ZM112 255V256H113ZM132 255V254H131ZM138 255V254H137ZM150 255L152 256L153 255V257L155 256V254L153 253L152 254V252L150 253ZM133 256V255H132ZM115 256H113V257H111V258H114ZM134 257V256H133ZM259 257V258H260ZM192 259V258H191ZM245 259V260H244ZM111 260V259H110ZM248 262H247V261ZM108 261H109V259H108ZM222 261V262H223ZM226 261H224V262H226ZM243 261L245 262V263H243ZM154 262V261H153ZM153 262L152 263H149V264H153ZM221 262V263H222ZM155 263V262H154ZM187 263V262H186ZM8 264H21L20 262H15V263H8ZM224 264V263H223ZM250 264H252V263H250Z\"/></svg>", "mask_w": 264, "mask_h": 264}]
</instances>
